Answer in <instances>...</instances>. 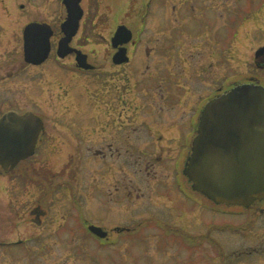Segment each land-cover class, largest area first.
<instances>
[{"label": "flooded vegetation", "instance_id": "flooded-vegetation-1", "mask_svg": "<svg viewBox=\"0 0 264 264\" xmlns=\"http://www.w3.org/2000/svg\"><path fill=\"white\" fill-rule=\"evenodd\" d=\"M27 1L32 7L33 0ZM34 1H60L61 9L58 22L32 20L28 21L23 28L24 37V30L31 23L50 25L53 32L50 38L51 51L45 62L42 64L27 62L23 41L22 55L10 60L6 67L0 66V73L3 74L0 76V91H4L2 93L19 92L20 95H26V98L32 101V105H25V107L20 105L11 107L12 102H5L0 106V118L8 112H16L20 115L32 112L43 120L34 154L21 161L9 172L0 167V178L10 175L14 176L12 179L25 184L24 189H0V264L7 262L4 257L9 259L11 264H23L24 256L28 250L27 244L30 240L39 241L50 237L57 242L63 238L77 241L79 236L80 219L79 214H76L79 199L77 191L79 189L77 185L79 173L76 171L78 163L76 164L74 147L72 148L71 144L69 146L63 144L70 139L66 130H71L72 126L78 125V121L71 123L66 120L70 113H74V109L76 112L78 111L76 108L78 105H74V101L71 106H61V110L60 107H55L54 112L47 108V112L43 110L41 103L31 99L32 93H35L34 97L39 100H47V97L52 95L58 100L68 98L69 90L60 83L59 79H55L53 76L49 79L48 71L60 79L64 76L63 79L66 82L67 75L73 79L80 77L94 79L105 76L104 104L107 125L120 131L118 137L112 136L113 139L111 138L107 147L118 152L119 158H122L121 151L130 140L127 133L129 128L135 134L140 133L141 135V129L135 123H139L141 128L146 127L150 124L145 122L152 116L151 123L157 122L156 135L150 133L147 138L156 146L153 149L154 153H144L142 161L139 159L136 167L139 169L136 170L135 177L128 179L126 168L129 167L133 171L134 166L129 159L122 158L118 160L122 163L120 168L122 174L117 176L111 168L108 171L110 181L107 184L108 189L105 185L106 194L112 198L117 192L119 195L117 203L126 206L127 211L130 209L129 206L134 205L136 207L134 210L140 208L144 212L140 215H134L133 212L127 213L125 215L127 221L121 226L109 229L103 227L108 232L104 239H100L89 230L91 225L86 220L82 221L83 229L96 240L104 241H110L114 231V234H117L115 238L131 239L140 233L148 234L149 229H157L164 239L177 234L181 241L186 238H194L193 240L200 245L194 242L196 245L194 244L193 247H200L201 243H204L206 235L201 234L202 232L192 234L191 231H197L203 227L204 212L207 211L208 202L216 207H224L213 204L206 196L195 191L192 182L185 174L201 113L211 99L221 96L239 84L255 83L264 86L259 77L248 76L243 79L245 77L243 75L241 78L232 50L235 46L233 38L226 45L218 39V33L222 26L218 24L217 19L223 18V10L221 9L222 14H220L218 6V9H210L208 3L214 2L217 5H222L224 0H72L79 2L83 11L82 21L87 17L98 18L105 15L108 20L110 17L109 31L112 36L110 41L103 44L107 52L103 73L101 65L96 63L98 60L90 58L86 49L96 44L89 42L85 46L76 45L74 39L78 34L73 38L70 46L87 54V62L91 68H80L77 64L76 53L69 54L65 58L58 56L59 42L65 36L62 27L69 17V9L65 0ZM204 7L211 10V24L206 18ZM21 8L24 6L22 5ZM40 11L46 17L47 13L43 10ZM6 13L7 15L11 14L7 10ZM57 17L58 15H56ZM151 23L154 26L151 27ZM165 23L167 29L163 28ZM93 26H95L94 22ZM121 27L132 31L133 39L129 43L114 47L112 39ZM148 31V34L168 32L170 35V41L167 42L169 47L164 46L166 44L163 43L164 37L161 39L157 37L156 43L149 36L143 39L141 35ZM5 33L6 27L0 21V34ZM143 50L146 57L144 60H139L140 63H138L137 54ZM158 51H163L164 55L159 57ZM121 52L125 54L126 62H118L116 55ZM13 54L19 53H7L8 59H11ZM19 63H22L21 69H17ZM253 64L258 69L264 70V54L257 60L255 53ZM128 68L132 71L130 74H128ZM26 72H29L26 82L30 83L27 88H25V77L20 80V84H17L16 79L19 76H26ZM163 75L165 78L157 83ZM169 77L170 79H168ZM130 82H134L135 90L131 88ZM31 84H35V91H31ZM205 85L208 86V91H205ZM19 86L22 88L19 89ZM56 87L55 90L58 91L67 90H65L66 98L58 97L59 92H53V88ZM139 87L142 89L139 90ZM184 96L189 99L184 100ZM76 97L78 98L77 95ZM91 97H100L99 91L93 92ZM128 106L136 109L138 113L144 110L142 113L144 117L140 118L143 120L140 121L138 117L136 121H130L129 126L127 122L121 123L123 110ZM147 107L152 110L153 115H147ZM188 109H190L189 112H187ZM78 113L80 112H77V115ZM117 117L121 123L119 127L116 126ZM155 118H158V121ZM184 125L188 131L182 133L180 128ZM151 126L153 125L149 127L152 128ZM140 135H137V139H140ZM168 140L169 142H180L178 150L174 151V147L167 146ZM143 141L147 144L145 148L149 147V143L145 139ZM168 149L171 150V154L176 153L173 154L174 157L166 155V160L163 157V152L165 151V154ZM112 156H114L113 152ZM40 157H44L45 161H40ZM153 158L156 161H152ZM55 162L57 165L59 163L56 168L53 166ZM167 163H172L173 184H176L177 189L173 188L169 171L164 170V165ZM167 166L169 165L167 164ZM116 177L120 180H117ZM168 180L172 189L166 187L155 189L157 183L167 186ZM73 186L75 189H71ZM187 204L192 205L188 207ZM178 206L182 211L178 212V216H176V211L173 208ZM263 206L264 201L257 202L244 211L258 210L264 213ZM166 209L169 212H166ZM191 221L194 227L188 224ZM173 225H178L179 228L174 229ZM217 227L216 230H218ZM21 228L28 229L21 230Z\"/></svg>", "mask_w": 264, "mask_h": 264}, {"label": "rangeland", "instance_id": "rangeland-1", "mask_svg": "<svg viewBox=\"0 0 264 264\" xmlns=\"http://www.w3.org/2000/svg\"><path fill=\"white\" fill-rule=\"evenodd\" d=\"M32 4V7L29 6L27 0H0V21H2V24L6 27V33L0 34V66L6 67L10 60L22 55L24 41L23 28L28 21L41 20L49 21L50 23L59 21V10L61 9L60 1L40 2L33 0ZM22 5L24 8H21ZM217 6L220 8V14H222L221 9L223 10V18L217 19L218 24L222 26L218 33V39H220L224 45H226L228 41H231L232 38L233 41H235V46L232 50L236 57V62L238 63V71L241 74V78L243 75L245 76L243 79L248 76L259 77L262 84H264V70L258 69V67L253 64L255 53L260 47L264 46V0H224L222 5H217L214 2L208 3L210 9H218ZM6 10L10 11L11 14L7 15ZM40 10L47 13L46 17L43 16ZM204 10L206 12V18L211 24V10L205 7ZM56 15H58L57 18ZM82 22L81 29L74 39V43L78 46H85L89 42L90 44H96L86 49L90 58H96V60H98L96 63L101 65V72L103 73V64L105 57H107V52L103 44L110 41V37L112 36L109 31L111 23L110 17L109 20L105 18V15L104 17L98 18L87 17L83 19ZM93 22L95 26H93ZM212 22H214V20H212ZM152 26H154L153 23H151V27ZM163 28L167 29L166 23L163 24ZM148 33L149 31L141 35L143 39L149 36L153 39L154 43H156L157 37L160 39L164 37L163 43H166L164 46L169 47L167 42L170 41V35L168 32H164L163 34ZM236 34L237 37H235ZM164 50L166 51V49ZM9 52H18L19 54H13L12 58L8 59L9 55H7V53ZM165 54H167V52H165ZM157 55L161 57L164 55V52L158 51ZM145 57V51H139L137 54L138 63H140L139 60H144ZM21 67L22 63H19L17 69H21ZM131 72L132 71L128 68V74ZM161 73L164 72L161 71ZM48 75L49 79H51L52 76L55 79H59L60 83L69 90L68 98H66V89L58 91L55 90L57 89L56 87L53 88V92H59L58 97L62 96L66 98L65 100H58L54 95L49 96V98L47 97V100H39V98L34 97L35 93L31 94V99L41 103L43 110L47 111L48 108L53 112L56 110L55 107L58 106L61 110V106H71L72 102L74 103L75 101L74 105H78L76 106V108H78L77 112H80L77 115L76 109H74V113H70L69 118H66V120L71 123H76V121H78V125L72 126L70 128L71 130H66L70 139L68 142L65 141L63 143L68 146L71 144L70 146L72 148L74 147L76 164L78 163L76 171L79 173L77 181L79 199L77 201L78 210L76 214H79L80 219L79 236L77 241L63 238V240L57 242L50 237L46 239L43 238L39 241L30 240L27 244L28 250L24 256L23 264H264V213L258 210L248 212L238 207H216L208 202L207 211L204 212L203 227H201L200 230L191 231L192 234L202 232L201 234L206 235V239L203 244L201 243L200 247H193V239L191 241V238L181 241L177 234L168 236L167 239H164L157 229H149L148 234L140 233L137 237L131 239L115 238L117 234H114V231L111 238L112 240L110 239V241L96 240L89 235L87 231L83 229V220H86L89 225H94L102 229L103 227L109 229L121 226L122 223H125L127 221L125 219L127 213L133 212L134 215H140L144 212V210L140 208L134 210V208H136L134 205L129 206L130 209L127 211L125 209L126 206L117 203L119 201L117 192L112 198L106 194L105 185L108 189L107 184L110 183L108 171L111 170V168L117 176L122 174L120 169L122 163L118 161L122 158L129 159L134 166L133 171H131L129 167L126 168L128 179L135 177L136 170L139 169V167L138 169L136 168L139 159L142 161L144 153H154L153 149L156 146L147 138L150 136V133H155L154 135H156L158 129L156 125L157 122L151 123V121H153H150L152 116L145 122L153 125L151 126L152 128L149 127L150 125L141 128L139 123H135L137 127H140L142 136L140 133L135 134V132L129 128L127 133L129 134L130 140H128V144L121 151L122 158H119L118 152L107 147L111 142L112 136L118 137L120 131L115 130L113 126L107 125L104 104V91L106 89L105 76L94 79L83 77L73 79L71 76L67 75L66 82V80L63 79L64 76L60 79L50 71H48ZM0 76H3V74L0 73ZM27 76H29V72H26V76H19L16 78L18 81L17 84H20V80H23L24 77L26 78ZM162 78H165V76H161L157 83H159ZM168 79H170V77ZM236 79L238 78L236 77ZM27 80L28 78L25 79V82ZM129 84L131 88L135 90L134 82H130ZM29 85L30 83L26 82L25 88ZM31 85V91H35V84ZM20 88L22 87L19 86V89ZM141 89L142 88L139 87V90ZM96 90L99 91L100 97L92 98L91 94ZM28 91H30V89H28ZM205 91H208V86L206 85ZM2 92L4 91H0V106L4 105L5 102H12V106L8 104L11 107L14 105L23 107H25V105H32V101L26 98V95H20L19 92ZM187 98L189 99V97L184 96V100ZM143 111L138 113L136 109L128 106L123 110L124 114L120 122H127L129 126L128 123L130 121H136L138 117L139 119L144 117V114H142ZM146 111L148 112L147 115H153L149 107L146 108ZM189 111L190 109L187 110V112ZM155 119L158 121V118ZM141 120L143 119H140V121ZM120 122L117 117V127L121 125ZM180 130L182 133L188 131L185 125L181 126ZM138 134L140 135V139H137ZM141 137L149 143V147L145 148L147 144H145L143 141L144 139ZM180 144L181 143L177 141H167V146L174 147V151L178 150ZM169 149L165 154V151L163 152V157L166 160V155L168 157H174L173 154L176 153L174 152L171 154V150ZM112 152L114 156H112ZM40 161H45V158L40 157ZM152 161L156 160L153 158ZM158 163L161 164L162 162ZM167 164L169 166H167ZM167 164L164 165V170L169 171L170 180L173 184L174 172L172 163ZM58 165L57 162H55L53 166L56 168ZM13 177L10 175L9 177L7 175L2 176V178H0V189H24L25 184L16 179H12ZM116 179L120 180L118 177H116ZM158 184L159 183L155 184V189L157 187H159L158 189H163L162 187L172 189L169 180L166 182L167 186ZM173 188L177 189L176 184H173ZM71 189H75V187L73 186ZM121 189L124 188L121 187ZM191 205L192 204H187L188 207H191ZM173 209L176 211V216H178V212L182 211L180 206L174 207ZM166 210V212H169L168 209ZM188 224L194 227L192 221ZM217 226L240 227L241 230L239 232L232 230H216ZM172 227L174 229L179 228L178 225H173ZM26 229L28 228H21V230ZM198 245H200V243ZM4 260H7L5 264H11L10 260L6 257H4Z\"/></svg>", "mask_w": 264, "mask_h": 264}, {"label": "water", "instance_id": "water-1", "mask_svg": "<svg viewBox=\"0 0 264 264\" xmlns=\"http://www.w3.org/2000/svg\"><path fill=\"white\" fill-rule=\"evenodd\" d=\"M69 17L63 24L65 36L60 40L58 56L76 53L80 68L89 69L87 55L71 48L83 11L79 2L65 0ZM53 32L48 24L31 23L24 30L25 59L42 64L51 51ZM133 33L121 27L114 35V47L129 43ZM264 48L256 53L263 56ZM124 53L116 55L126 62ZM42 120L33 113H6L0 118V167L6 172L34 153ZM185 174L193 189L217 205L249 208L264 201V86L239 84L210 100L200 117ZM90 230L101 238L108 233L97 226Z\"/></svg>", "mask_w": 264, "mask_h": 264}, {"label": "trees", "instance_id": "trees-1", "mask_svg": "<svg viewBox=\"0 0 264 264\" xmlns=\"http://www.w3.org/2000/svg\"><path fill=\"white\" fill-rule=\"evenodd\" d=\"M217 228H218V230H232V231H235V232H239L241 230L240 227L232 228L231 226H224V227L218 226ZM207 238H208V236H207Z\"/></svg>", "mask_w": 264, "mask_h": 264}]
</instances>
